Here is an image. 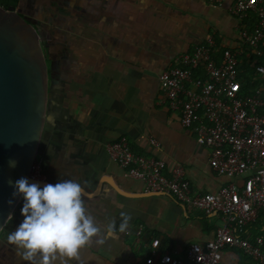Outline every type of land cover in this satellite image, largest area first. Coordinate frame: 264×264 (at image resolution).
<instances>
[{"label": "crops", "instance_id": "0c3cea01", "mask_svg": "<svg viewBox=\"0 0 264 264\" xmlns=\"http://www.w3.org/2000/svg\"><path fill=\"white\" fill-rule=\"evenodd\" d=\"M35 19L46 22L53 38L49 117L38 165L42 179L80 182L90 193L99 180L112 178L131 193L146 185L126 175L107 146L127 138L136 155L162 159L165 174L181 165L193 195L215 194L230 180L210 165V150L182 126L181 112L171 111L160 75L190 65L185 55L209 38L236 47L238 20L228 7L206 0H26ZM88 212L103 227L113 220L117 234L81 252L79 264H145L153 237L159 254L182 257L192 244L215 237L217 214L178 202L165 194L142 198L120 195L105 183L87 198ZM185 206V209L184 207ZM19 206L0 234V264H27L7 240L24 219ZM131 221L118 231L121 212ZM144 232L138 236L139 230ZM75 264V262H73ZM221 264H256L240 250L227 249Z\"/></svg>", "mask_w": 264, "mask_h": 264}, {"label": "built area", "instance_id": "2783aa9c", "mask_svg": "<svg viewBox=\"0 0 264 264\" xmlns=\"http://www.w3.org/2000/svg\"><path fill=\"white\" fill-rule=\"evenodd\" d=\"M206 1L215 7L230 1L228 10L239 22L240 43L217 52L215 40L209 38L183 56L181 62L189 68L165 70L160 83L170 110L181 112L182 126L210 150L212 169L230 182L215 194L193 195L181 165L168 176L164 160L136 155L125 137L109 144L107 151L128 177L144 182L147 192H165L188 207L217 214L222 224L212 240L192 244L182 257L160 255L161 240L154 236L146 264H221L227 249L264 264V236L250 240L264 210V0ZM253 59L260 62L247 86L239 67ZM31 177L42 179L38 164ZM143 232L141 228L138 236Z\"/></svg>", "mask_w": 264, "mask_h": 264}, {"label": "water", "instance_id": "95a60500", "mask_svg": "<svg viewBox=\"0 0 264 264\" xmlns=\"http://www.w3.org/2000/svg\"><path fill=\"white\" fill-rule=\"evenodd\" d=\"M42 41L39 30L22 13L0 7V234L23 205L22 197H13L14 188L9 180L14 183L24 177L41 187L54 184L31 177L39 161L49 117L52 66L48 64ZM52 52L53 48L50 56ZM9 160L17 162L14 168L9 166ZM105 183L129 198L167 194L126 192L112 178L103 177L94 192L85 189L86 197L98 196ZM9 200L13 201L11 206Z\"/></svg>", "mask_w": 264, "mask_h": 264}, {"label": "clouds", "instance_id": "9594fccd", "mask_svg": "<svg viewBox=\"0 0 264 264\" xmlns=\"http://www.w3.org/2000/svg\"><path fill=\"white\" fill-rule=\"evenodd\" d=\"M16 164L15 160H9L10 167ZM8 183L14 188L13 197L23 199L24 219L8 234L7 240L27 264H79L83 250L94 243L102 245L106 238L117 234L114 220L102 227L89 214L85 188L76 180L62 179L43 187L24 177ZM8 203L11 206L13 201ZM120 217L118 231L124 233L131 216L122 211Z\"/></svg>", "mask_w": 264, "mask_h": 264}, {"label": "flooded vegetation", "instance_id": "af4514ba", "mask_svg": "<svg viewBox=\"0 0 264 264\" xmlns=\"http://www.w3.org/2000/svg\"><path fill=\"white\" fill-rule=\"evenodd\" d=\"M31 6L32 4H28L26 0H12L11 2H4V3L0 1V7L4 9L14 8L16 11L22 13L23 18L28 23L33 24V26L37 28V30H39L43 38L42 47L47 57L48 64H51L52 60L50 57V50H52V48H56V46L53 45L52 42L53 38H51L49 35L46 22L44 23L35 19V16L32 15V12L30 10L29 11L26 10V8L31 9Z\"/></svg>", "mask_w": 264, "mask_h": 264}, {"label": "trees", "instance_id": "16d2710c", "mask_svg": "<svg viewBox=\"0 0 264 264\" xmlns=\"http://www.w3.org/2000/svg\"><path fill=\"white\" fill-rule=\"evenodd\" d=\"M1 2H11L12 0H0ZM239 24V22H238ZM252 24V22H251ZM246 48V47H245ZM222 49H224L223 47L219 46L218 43L216 42V48L215 51L217 52H221ZM243 62L246 61V58H243ZM260 60L258 59H253L251 60L250 64H247L245 66H240L239 70L240 73L242 75V77L244 78L243 82L244 84H246L247 86H250L252 84V74L254 71V67L257 63H259ZM250 84V85H249ZM254 84V83H253ZM132 150V149H131ZM259 236H264V210H262L259 213L258 219L256 221V223L253 225L252 229H251V236H250V240L254 241L257 237ZM242 252V251H241ZM243 253V252H242ZM244 254V253H243ZM245 255V254H244ZM246 256V255H245ZM251 259V258H250ZM146 264V262H145Z\"/></svg>", "mask_w": 264, "mask_h": 264}]
</instances>
